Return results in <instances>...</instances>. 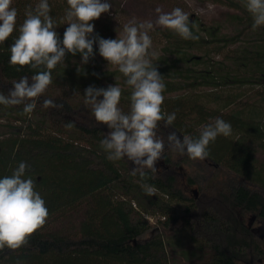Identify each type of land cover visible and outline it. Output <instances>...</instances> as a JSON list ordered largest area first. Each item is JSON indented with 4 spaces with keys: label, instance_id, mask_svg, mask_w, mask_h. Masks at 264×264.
Returning a JSON list of instances; mask_svg holds the SVG:
<instances>
[{
    "label": "trees",
    "instance_id": "trees-1",
    "mask_svg": "<svg viewBox=\"0 0 264 264\" xmlns=\"http://www.w3.org/2000/svg\"><path fill=\"white\" fill-rule=\"evenodd\" d=\"M208 1L233 14L211 26L189 18L197 40L159 30L160 47L149 49L166 86L162 111L176 112L174 123L165 128L161 121L157 132L165 140L173 131L181 140L198 138L201 127L219 117L232 125V135L211 142L201 166L166 146L158 171L134 176L127 158L107 159L100 142L110 129L84 103L88 86L117 84L119 107L128 112L126 78L103 62L98 44L87 64L79 53H67L30 118L22 114L24 105H0V178L11 176L20 162L28 164L24 178L35 181L49 213L25 246L0 250V264H264V26L253 30L245 0ZM38 3L11 5L18 14L16 30L0 43L2 94L23 76L31 83L38 71H18L9 63L25 11ZM48 3L62 41L67 0ZM91 23L93 35L117 38L111 18L101 15ZM45 99L63 107L44 108ZM203 167L214 172L201 186L196 174ZM144 183L156 189L153 196L145 194ZM194 185L199 190L190 197Z\"/></svg>",
    "mask_w": 264,
    "mask_h": 264
},
{
    "label": "clouds",
    "instance_id": "clouds-1",
    "mask_svg": "<svg viewBox=\"0 0 264 264\" xmlns=\"http://www.w3.org/2000/svg\"><path fill=\"white\" fill-rule=\"evenodd\" d=\"M13 0H0V43H4L16 30L17 10L11 7ZM68 9L64 21L68 25L61 41L56 21L49 14L48 0H39L34 10L25 11V20L19 26V35L10 47L9 63L38 70L32 75L21 77L13 82V88L7 95L0 93V105L6 107L24 105L23 113L31 117L36 108L37 99L44 94L52 83V70L64 62L67 53L81 55V64H87L94 58L93 45L98 44L99 55L108 66H115L126 78L125 83L131 89L128 112L119 107L122 89L117 84L107 88L93 85L85 89L84 103L89 106L91 116L97 123L105 124L110 131L101 140L100 145L107 153L109 161L127 158L135 167L132 175L144 179L149 169L158 171L156 163L163 158L165 147L180 155L203 161L209 157V144L217 137L232 135V125L217 117L214 122L203 125L198 138L183 135L181 140L175 131L165 140L158 135L160 122L164 127L171 126L176 120V112L162 111L165 83L157 67L149 58L152 39L149 31L154 28L152 21L137 22L135 18L123 25L122 35L116 39H105L94 33L91 21L99 19L112 8L108 0H67ZM245 7L251 15L253 30L264 26V0H245ZM159 14L155 25L174 31L184 40H197L193 34L189 14L181 8ZM190 24L192 27H190ZM103 97L102 99H98ZM44 108H62L51 99L43 101ZM71 127V124L68 125ZM30 166L20 162L11 176L0 178V250L8 248L18 250L25 246L29 238L46 223L49 215L39 192L35 191V181L24 178ZM144 192L153 196L156 189L142 184Z\"/></svg>",
    "mask_w": 264,
    "mask_h": 264
},
{
    "label": "rangeland",
    "instance_id": "rangeland-1",
    "mask_svg": "<svg viewBox=\"0 0 264 264\" xmlns=\"http://www.w3.org/2000/svg\"><path fill=\"white\" fill-rule=\"evenodd\" d=\"M103 2V0H102ZM111 4L112 8L107 13H103L112 19L114 23V32L113 34L122 35L123 25L128 23L130 20L135 18V20L139 22L143 21H152L154 24V28L149 31V35L152 39V46L160 47V43L162 42L159 36V30L165 29L160 26L155 25V21L158 17V13L156 12L157 8H160L162 12H171L174 8H181L184 12L189 14V18L192 20H199L203 24L207 26H211L212 24L221 23L225 20L228 14H233L232 10H229L227 7L223 5H216L208 0H171L170 2L164 3H149L145 0H108ZM225 32H230L226 30ZM103 58V57H102ZM104 59V58H103ZM101 61V57H100ZM103 62H107L105 59ZM106 63H104V66ZM107 67V66H106ZM261 158L262 155H261ZM196 166H201L199 164V160H194ZM131 166H135L130 161ZM214 170L212 167H203L196 174V180L199 185H204L205 182L210 178L213 174ZM180 182L183 185L188 183V179L185 177L180 178ZM199 186L194 185L188 188V194L190 197H196V192H198ZM152 224L156 221L155 219H149Z\"/></svg>",
    "mask_w": 264,
    "mask_h": 264
}]
</instances>
